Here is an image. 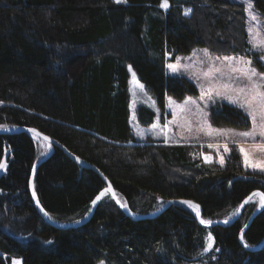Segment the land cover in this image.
Returning a JSON list of instances; mask_svg holds the SVG:
<instances>
[{
    "label": "trees",
    "instance_id": "trees-1",
    "mask_svg": "<svg viewBox=\"0 0 264 264\" xmlns=\"http://www.w3.org/2000/svg\"><path fill=\"white\" fill-rule=\"evenodd\" d=\"M161 3L0 0V129L34 128L55 139L96 167L137 216L187 199L199 205L202 220L225 221L252 193L264 192V172L247 169L236 146L220 164L203 162L206 149L198 145L138 140L129 121L128 68L159 108L168 95L196 93L188 79L165 73L166 55L196 47L247 54L246 13L235 0ZM253 7L264 17V0ZM137 117L148 126L154 113L141 107ZM212 120L249 125L229 105ZM43 142L48 152L37 150L30 132L0 133V264H264V245L249 251L239 240L258 199L234 222L204 227L183 204L129 217L108 193L88 218L103 180ZM209 233L213 247L203 253ZM263 238L264 208L242 242L253 247Z\"/></svg>",
    "mask_w": 264,
    "mask_h": 264
},
{
    "label": "rangeland",
    "instance_id": "rangeland-1",
    "mask_svg": "<svg viewBox=\"0 0 264 264\" xmlns=\"http://www.w3.org/2000/svg\"><path fill=\"white\" fill-rule=\"evenodd\" d=\"M113 1L115 2V0ZM235 1L243 4L246 13L247 54L218 56L212 54L204 47H196L186 54L166 55L165 73L169 76L188 79L195 85L196 93L187 94L181 99L168 95L165 97L163 108H159L154 97L144 87H140L142 84L137 79L136 74L133 76L134 70L128 68L129 121L138 140L143 141L150 138L162 145H198L206 149L201 152L203 162L215 160L222 164L221 157H223L224 162L233 146L237 147L244 166L245 162L244 156L240 151L241 148L248 152L250 165L264 161V137L259 135V111H264V109H258L257 112L255 137L222 134V132H229V130L231 132H245L253 129L252 118L248 115L245 108L239 107V103H245L246 101L251 102L254 108L257 107L256 101L251 96L250 83L244 73L251 67L255 68L257 73L264 74V58H262L264 57V52L256 46L261 40H264V17L254 9L253 0H251L250 9L246 0ZM246 9L248 10L246 11ZM253 15L257 17L256 20L252 19ZM225 58H231V61ZM246 61H250V65L246 64ZM170 64L177 66L175 72L168 67ZM253 80H259V77H253ZM246 86L249 90L247 96L238 91V89L246 88ZM261 90L264 91V89ZM186 100H190L187 105L184 103ZM234 100L238 102L234 103ZM223 105H229L241 110L248 118L249 125L245 128H237L225 124L215 125L212 120L213 112L220 111ZM141 107H145L154 113L153 122L148 126H143L138 121L137 114ZM31 134L36 140L37 150L46 149V152H48L49 146L43 142V139L34 133ZM225 145L229 149L227 152L224 151ZM46 152H43V155ZM205 157L210 159H205ZM5 159L6 157L4 156L1 162L6 164ZM246 168L250 171L261 172L258 169L254 170L251 166ZM2 172H4V169L0 170V173ZM253 197L260 201L259 197ZM208 243H211V241L208 240L207 235L205 247ZM204 249L203 253H206ZM13 261L11 264H13ZM96 264L106 263L100 260Z\"/></svg>",
    "mask_w": 264,
    "mask_h": 264
},
{
    "label": "snow or ice",
    "instance_id": "snow-or-ice-1",
    "mask_svg": "<svg viewBox=\"0 0 264 264\" xmlns=\"http://www.w3.org/2000/svg\"><path fill=\"white\" fill-rule=\"evenodd\" d=\"M116 3H121L124 2V0H115ZM246 3H248V8H251V0H246ZM161 8L167 9L169 7V3L168 0H162V3L160 4ZM248 9H246L247 11ZM190 11V10H189ZM186 15L188 14V12L185 13ZM253 20H256L257 17L255 15L252 16ZM257 47L260 48V50L262 52H264V40H261L257 45ZM264 58V57H262ZM229 61H231V58H225ZM246 64L250 65V61H246ZM168 67L170 69L173 70V72H175L177 70V66L176 65H168ZM130 70H131V66H129ZM244 75L246 76V79L249 81L250 83V92H251V96L252 99L256 101L257 107H253L252 103L249 101H246L245 103H239V107L241 108H245L246 111L248 112V115L252 118L253 121V129L251 131H245V132H231L229 130V132H222V134L224 135H232V136H239V137H255L256 135V128H257V112L258 109H264V91H262L261 89H264V74H260L257 73V71L255 70V68H251L249 67L247 72L244 73ZM133 76H135V73H133ZM253 77H259V80H253ZM141 88H143V85H140ZM227 87V85H226ZM238 91L242 94H244L245 96H247L249 94V90L246 86V88H240L238 89ZM171 103H175L174 101H170ZM190 102V100H186L184 103L185 105H187ZM234 103L238 102L236 100L233 101ZM259 128H260V132L259 135L261 137H264V111H259ZM3 126H0V128H2ZM155 127V126H154ZM217 131H221V130H217ZM48 137H45V140H47ZM224 151L227 152L229 151L227 145H225ZM241 153L244 156V162H245V166H251L254 170H260L261 172H264V161L261 162H257V163H252L250 165L249 163V154L248 152L241 148L240 149ZM79 159V158H77ZM205 159H210L209 157H205ZM221 163H223V157H221ZM6 168V164L3 162H0V170H3ZM111 189L109 188H105L99 195L96 196V198L92 201L93 205H96L98 201L101 200V197H103L107 192H109ZM36 193L35 191H33V197L35 198ZM113 196H115V193H113ZM253 196H257L260 198L259 201V205L261 208H264V192H256L253 193L251 196H249L241 205L240 207L242 208L244 206V204H247ZM37 203H39V201H37ZM117 203H120L119 200H117ZM182 203L188 204L190 207L194 208V209H199V205L193 204V202L191 201H182ZM121 207H126L125 204H121ZM43 211V209H41ZM238 211V210H237ZM45 215H47V213L45 212ZM197 215L199 216V212H197ZM235 215V213L233 214ZM202 224H206V225H210L212 222L211 221H205V220H201L200 221ZM224 223H229L228 220H225ZM208 240L211 241V243H208L207 246L205 247L204 251H210L213 247V243H214V238L212 237L211 233L208 234ZM241 240L243 241V232L241 233ZM48 243H51V241H49ZM245 247H248L249 245L245 242L244 243ZM13 264H19V261H13Z\"/></svg>",
    "mask_w": 264,
    "mask_h": 264
},
{
    "label": "water",
    "instance_id": "water-1",
    "mask_svg": "<svg viewBox=\"0 0 264 264\" xmlns=\"http://www.w3.org/2000/svg\"><path fill=\"white\" fill-rule=\"evenodd\" d=\"M22 131H26V132H30V133H34V134H36V135H38L41 139H43L44 141H46L47 143H49V144H51V145H53V146H57V147H59L64 153H66V155L70 158V159H72L73 161H75L76 163H78L79 165H81L82 167H86V168H90V169H92V170H94L100 177H101V179L103 180V182H104V184H105V187L97 194V195H99L105 188H109L110 187V191L109 192H107L106 194H110L111 195V197H112V199H113V201L115 202V204L127 215V216H129V217H132V218H137V219H143V218H151V217H154V216H156V215H158V214H160L161 212H163L165 209H167L169 206H171L172 204H183V205H185L188 209H189V206H188V204H185V203H182V201H190V200H187V199H170V200H168V201H166L165 203H163V205L157 210V211H155L154 213H152V214H149V215H145V216H137V215H135L134 213H131L126 207H121V203H117V200H119L118 199V197H117V195H116V193H115V191H114V189H113V187H112V185L110 184V182L108 181V179L96 168V167H94V166H91V165H88V164H86L83 160H81V159H77V157H75L73 154H71L63 145H61L58 141H56L55 139H53V138H51V137H49V136H47V135H44V134H42V133H40L39 131H37L36 129H34V128H13V129H3V130H1L0 129V133H3V134H12V133H17V132H22ZM45 137H48V139L47 140H45ZM257 192H259V191H257ZM113 193H115V196H113ZM254 193H256V192H254ZM105 194V195H106ZM253 194V193H252ZM251 194V195H252ZM250 195V196H251ZM96 198V197H95ZM94 198V199H95ZM102 198V197H101ZM247 199V198H246ZM245 199V200H246ZM244 200V201H245ZM243 201V202H244ZM161 202V201H160ZM191 202H193V201H191ZM242 202V203H243ZM98 203V202H97ZM241 203V204H242ZM193 204H196V203H194L193 202ZM97 205V204H96ZM96 205H93L92 204V207H91V210H90V213H89V216H88V218L91 216V214L93 213V211H94V209H95V207H96ZM197 205V204H196ZM244 206H245V204H244ZM244 206L241 208L240 206H239V208H238V211L236 212V214L232 217V218H230V219H228V221H229V223H227V224H230V223H232V222H234L239 216H240V214H241V212H242V210H243V208H244ZM263 208H261L260 206L251 214V216L249 217V219H248V221L246 222V224H245V226H244V228L240 231V233H239V240H240V242H241V244L243 245V247L245 248V249H247V250H249V251H255V250H257V249H259L260 247H262L263 245H264V238L257 244V245H255V246H253V247H245L244 246V244H243V242H242V240H241V233L242 232H244V230L248 227V225L250 224V222L253 220V218L262 210ZM191 210V209H190ZM192 211V210H191ZM198 212H199V216L198 215H195L194 213V215H195V217H196V219H197V221L199 222V224H201L202 226H204V227H209V226H212V225H224V224H226V223H224V221H214V222H212L210 225H206V224H202L200 221L202 220L201 219V208L199 207V209H198ZM87 218V219H88Z\"/></svg>",
    "mask_w": 264,
    "mask_h": 264
},
{
    "label": "bare ground",
    "instance_id": "bare-ground-1",
    "mask_svg": "<svg viewBox=\"0 0 264 264\" xmlns=\"http://www.w3.org/2000/svg\"><path fill=\"white\" fill-rule=\"evenodd\" d=\"M189 206V205H188ZM191 208V210L194 212L195 215H197L198 209H194L192 207L189 206V209Z\"/></svg>",
    "mask_w": 264,
    "mask_h": 264
}]
</instances>
